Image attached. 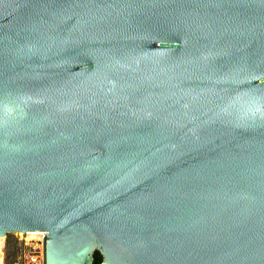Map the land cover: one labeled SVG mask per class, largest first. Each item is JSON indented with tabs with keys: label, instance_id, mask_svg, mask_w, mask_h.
Returning a JSON list of instances; mask_svg holds the SVG:
<instances>
[{
	"label": "water",
	"instance_id": "95a60500",
	"mask_svg": "<svg viewBox=\"0 0 264 264\" xmlns=\"http://www.w3.org/2000/svg\"><path fill=\"white\" fill-rule=\"evenodd\" d=\"M46 264H264V0H0V239Z\"/></svg>",
	"mask_w": 264,
	"mask_h": 264
},
{
	"label": "built area",
	"instance_id": "2783aa9c",
	"mask_svg": "<svg viewBox=\"0 0 264 264\" xmlns=\"http://www.w3.org/2000/svg\"><path fill=\"white\" fill-rule=\"evenodd\" d=\"M47 236V233H37L35 238L31 240H21V243L24 246L21 264H46Z\"/></svg>",
	"mask_w": 264,
	"mask_h": 264
},
{
	"label": "rangeland",
	"instance_id": "374dc122",
	"mask_svg": "<svg viewBox=\"0 0 264 264\" xmlns=\"http://www.w3.org/2000/svg\"><path fill=\"white\" fill-rule=\"evenodd\" d=\"M15 235L16 234H9L7 239L5 238L3 241L4 244H7L6 264H21L24 246L21 243L22 238Z\"/></svg>",
	"mask_w": 264,
	"mask_h": 264
},
{
	"label": "bare ground",
	"instance_id": "6f19581e",
	"mask_svg": "<svg viewBox=\"0 0 264 264\" xmlns=\"http://www.w3.org/2000/svg\"><path fill=\"white\" fill-rule=\"evenodd\" d=\"M16 235L18 237L20 236L22 239L31 240V239L35 238L37 233H28V234L17 233ZM4 240H5V238L0 239V244H1V246H0V264H5V262H6V247H5V244L3 243Z\"/></svg>",
	"mask_w": 264,
	"mask_h": 264
},
{
	"label": "trees",
	"instance_id": "16d2710c",
	"mask_svg": "<svg viewBox=\"0 0 264 264\" xmlns=\"http://www.w3.org/2000/svg\"><path fill=\"white\" fill-rule=\"evenodd\" d=\"M94 264H103V257L99 252L95 254Z\"/></svg>",
	"mask_w": 264,
	"mask_h": 264
}]
</instances>
